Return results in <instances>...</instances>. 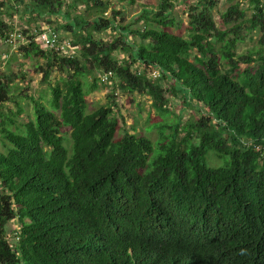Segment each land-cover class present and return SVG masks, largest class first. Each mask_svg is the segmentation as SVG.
Wrapping results in <instances>:
<instances>
[{
    "label": "trees",
    "instance_id": "trees-1",
    "mask_svg": "<svg viewBox=\"0 0 264 264\" xmlns=\"http://www.w3.org/2000/svg\"><path fill=\"white\" fill-rule=\"evenodd\" d=\"M23 1L0 0V42L17 13L19 50L46 60L53 98L6 111L19 73L0 70V264H264V0L220 22L219 0H191L185 35L168 29L172 0L145 7L143 27L107 17V0ZM41 25L72 48L43 46L29 34ZM55 68L65 76L51 81ZM98 69L119 82L91 110ZM117 89L149 94L162 117L173 97L196 111L157 121L154 140L124 129Z\"/></svg>",
    "mask_w": 264,
    "mask_h": 264
},
{
    "label": "rangeland",
    "instance_id": "rangeland-1",
    "mask_svg": "<svg viewBox=\"0 0 264 264\" xmlns=\"http://www.w3.org/2000/svg\"><path fill=\"white\" fill-rule=\"evenodd\" d=\"M110 2L105 15L110 17L114 10L117 12V19L119 22L127 24L134 22L142 13L145 7L155 10L160 3V0H134L131 1H120V0H107ZM174 3V8L172 9L171 18L174 19V26H169L168 29L180 34H186V26L189 20L188 16V7L190 1L186 0H172ZM239 0H219L217 7L214 9V17L217 21L220 22L221 14L234 2ZM243 1V0H240ZM24 1L22 0V3ZM244 7L247 5L245 2L242 4ZM154 12V11H153ZM250 14L251 11L248 10ZM12 20L15 21V24L20 28L25 24V21L16 13L12 17ZM133 27L139 26L143 27L144 20H140L138 23H132ZM178 24V25H177ZM23 30V28H21ZM116 33L113 30H108L104 35L107 38L108 36L115 35ZM258 35H255L254 38L248 37L244 42L239 43L237 46L238 53H247L250 49L255 48L258 45L256 42ZM138 40V39H137ZM1 44L0 53H2L5 58V61L0 62V70L5 72L11 70L19 73V80H17V85L12 87L13 96L10 101H8L4 107L6 111H9L8 108H16L17 102L19 101L23 107L32 115V104L30 103L29 97L27 95H32L34 97H40L44 95L46 100H51L53 98L52 87L49 85V81L43 80L44 69L46 67V60L42 57H37V55L31 56V58L24 57L22 51L12 48L6 41ZM25 43L21 42L20 45ZM11 47V48H10ZM2 63V64H1ZM43 66V67H42ZM135 68L142 71V67L139 64L135 65ZM136 69V70H137ZM25 72V78L22 77L21 72ZM103 70H96L93 75H88L90 81L97 80L100 88L91 91L88 95L89 109L93 110L97 108L100 104L107 102L110 90L116 85V82H119L118 77L111 78L108 82H104L101 79ZM65 74L55 68L52 71L51 81H57L64 77ZM23 88V89H22ZM23 91H22V90ZM117 100L119 103V118L123 123L124 129L130 131H135L149 135L154 140L160 138L159 129L154 126L157 121H174L177 120L178 116L181 117L182 122L187 121L195 113V109L192 107H184L181 102V99L171 98L168 103L169 113L168 115H162L158 113L152 105V98L147 93H139L135 91L130 93L122 89H117ZM49 100V101H50ZM8 106V107H7ZM70 130V129H69ZM67 130V132L69 131ZM69 134V133H68ZM154 145L157 146L158 142L153 141ZM71 142L69 143L70 146ZM0 150L5 151V146L0 139ZM16 224L15 221H12ZM10 225L14 229L15 226L13 223L8 224V229L10 230Z\"/></svg>",
    "mask_w": 264,
    "mask_h": 264
},
{
    "label": "built area",
    "instance_id": "built-area-1",
    "mask_svg": "<svg viewBox=\"0 0 264 264\" xmlns=\"http://www.w3.org/2000/svg\"><path fill=\"white\" fill-rule=\"evenodd\" d=\"M29 34H31L34 38H36V40L41 42L43 46L50 49H56L63 54L67 53L72 48L71 39L63 36L57 28L52 26L44 27V25H41L39 27H35ZM27 36L28 35L23 30H21L18 25H16V27L10 31L5 41L12 48L18 49L21 42L26 43L28 41ZM140 72L141 71H139V73ZM150 74H152L154 77L159 75L157 70H154ZM113 76L114 71L111 69L105 71L102 74L101 79L104 82H108ZM15 230H13L15 234L11 240L18 239V231Z\"/></svg>",
    "mask_w": 264,
    "mask_h": 264
},
{
    "label": "crops",
    "instance_id": "crops-1",
    "mask_svg": "<svg viewBox=\"0 0 264 264\" xmlns=\"http://www.w3.org/2000/svg\"><path fill=\"white\" fill-rule=\"evenodd\" d=\"M2 43H4V42H2V41L0 42V48H1V44H2ZM10 48H11V47H10ZM2 55H3V54H2V53H0V62H2V61H5V58H4V56H2ZM1 64H2V63H1ZM11 223H13V224H14V226L16 225V224H15L14 222H12V221H11ZM11 226H12V225H10V230H9L10 232H12V231H13V228H12ZM16 227H17V225L15 226V228H14V229H16Z\"/></svg>",
    "mask_w": 264,
    "mask_h": 264
},
{
    "label": "clouds",
    "instance_id": "clouds-1",
    "mask_svg": "<svg viewBox=\"0 0 264 264\" xmlns=\"http://www.w3.org/2000/svg\"><path fill=\"white\" fill-rule=\"evenodd\" d=\"M105 72V71H104ZM113 77H115V73H114V76Z\"/></svg>",
    "mask_w": 264,
    "mask_h": 264
}]
</instances>
